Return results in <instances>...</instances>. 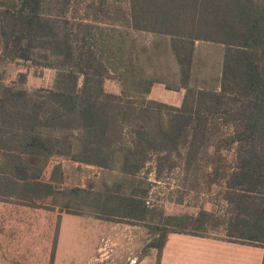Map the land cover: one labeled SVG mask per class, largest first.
<instances>
[{
    "label": "trees",
    "instance_id": "16d2710c",
    "mask_svg": "<svg viewBox=\"0 0 264 264\" xmlns=\"http://www.w3.org/2000/svg\"><path fill=\"white\" fill-rule=\"evenodd\" d=\"M101 7L86 5L76 22L74 12L52 13L48 0H0V66L29 63L56 71L52 89L33 91L23 88L25 74L11 83L0 76V195L71 212L68 203L41 204L46 197L91 195L60 191L45 181L52 157L114 168L121 154V171L137 173L142 144L196 150L206 142L210 123L221 120L234 130L214 144L209 183L219 176L224 147L239 148L235 168L225 176L232 206L225 240L264 248V0H129L128 27L154 36L145 58L134 51L126 55L117 40H93L91 13L97 19ZM197 41L225 47L221 71L211 81L198 71ZM107 78L119 82L120 95L105 90ZM155 84L184 90L181 106L148 99ZM95 195L94 203L80 206L94 208ZM129 202L124 214L145 220L140 202ZM212 218L201 208L148 225L159 235L161 252L168 233L204 237Z\"/></svg>",
    "mask_w": 264,
    "mask_h": 264
},
{
    "label": "rangeland",
    "instance_id": "374dc122",
    "mask_svg": "<svg viewBox=\"0 0 264 264\" xmlns=\"http://www.w3.org/2000/svg\"><path fill=\"white\" fill-rule=\"evenodd\" d=\"M48 1L52 13L58 12L57 10H67V16H71V12H74L76 22L84 17L86 5L93 4L94 7L102 5L101 11L104 13L100 11L97 19H93L94 11L91 13L90 19L94 20L92 38L98 43L101 39L107 38L117 40L123 45V52L126 55L134 51L145 58L147 53L145 47L153 43L154 36L151 33L135 31L128 27L129 0ZM224 50L225 47L221 44L196 42V62L202 76L210 78L211 81L212 77L221 71ZM32 68L29 63L1 65L0 76L6 78L8 82H18L19 75L27 71V76L32 74L27 83L30 86L39 83L45 89L53 87L55 70L42 71L40 68L34 70ZM19 70L24 73H19ZM38 72L43 74L38 75ZM206 85L210 88L211 82ZM104 88L112 94L120 93V84L113 78L104 81ZM183 93L184 90L169 91L164 85L157 84L149 97L178 106ZM214 120L209 125L206 142L199 145L196 150L185 147L179 151L168 152L150 149L142 144V151L146 155L143 156L138 152L136 154L137 161H143L145 166L138 174L121 171V154L112 166L116 171L106 172L85 165L70 166L67 175L73 172L79 178L70 180L71 184H79L82 180L80 184L86 188L98 187L101 183L102 188L108 182L109 187L102 189L103 192L79 195L81 203L86 204L89 201L91 204L94 203V194H96L95 198L97 197L98 202L93 207L103 212V215H96V212L93 213L94 208L81 207L78 204H71L69 208L71 212H68L64 208V210L31 208L0 199V226L8 223V230L4 231L0 227V264H71L73 262L137 264L140 260H144L145 264H157L159 237L154 235L148 224L163 225L171 222L170 218L196 215L201 208L211 212L213 216L209 229L201 238L228 239L225 222L231 216L232 206L227 200L231 190L228 189L225 176L230 175L234 170L233 164L239 148L237 145L224 147L221 153L219 176L213 183H209L208 175L213 171L214 144L219 138L231 134L234 130L230 123ZM125 134H128V131ZM124 140L126 146L131 148V138L124 135ZM117 183H121L119 190L115 187ZM135 195H139L140 200L133 199ZM130 200L140 202L145 210L143 213L145 220L130 219L128 218L130 215L124 214ZM86 211H90L98 220L93 219L94 217L88 218L89 214ZM27 214L34 218L31 222L34 225L33 231L28 233L25 230L14 229L15 236H12V231L8 227L9 219ZM38 214L50 216L45 220V217ZM20 222L24 224L25 221ZM50 224L55 233L51 238L48 230ZM61 228L64 231L58 243ZM259 247L255 248L258 255H261L263 250ZM210 255L212 258L208 260L211 264H226L220 261V254L217 251ZM242 256L247 258L248 264L250 262L254 264L257 258L255 252L246 248L242 250ZM261 260L262 257L260 262ZM227 264L231 263L227 262Z\"/></svg>",
    "mask_w": 264,
    "mask_h": 264
},
{
    "label": "crops",
    "instance_id": "0c3cea01",
    "mask_svg": "<svg viewBox=\"0 0 264 264\" xmlns=\"http://www.w3.org/2000/svg\"><path fill=\"white\" fill-rule=\"evenodd\" d=\"M9 64L13 65V64H20V63H9ZM34 68H37V67H33L32 70H34ZM48 69L49 68H40V70H42V71H47ZM49 70H51V69H49ZM19 73H24V72L19 70ZM27 73L28 72L26 71L25 75ZM42 74L43 73L38 72V75H42ZM30 75H32V74L30 73L28 76L26 75V83L23 85V88H25L29 91H33V90H37V89H45L44 87H41V85L39 83H36V85H34V86H30L29 84H27ZM4 79L7 83L15 82V81L8 82L6 78H4ZM54 80H55V76H54ZM53 85H54V82H53ZM156 85L157 84H155L153 86V88ZM162 85H164V84H162ZM52 88L53 87H51L50 89H52ZM153 88H152V90H153ZM46 89H48V88H46ZM152 90H151V92H152ZM169 91H173V90H169ZM151 92H150V94H151ZM175 92H177V91H175ZM120 94H121V87H120V93L118 95H120ZM184 94H185V91L183 93L180 104L178 106L177 105H173V106H176V107L181 106V104L183 102ZM149 95H148V99L160 101V100L150 98ZM160 102H163V101H160ZM163 103H165V102H163ZM166 104H169V103H166ZM169 105H172V104H169ZM142 155L145 156L146 154L144 152H142ZM56 164L60 165L59 170L54 169ZM73 165H75V167H77V165L78 166L79 165H85V166L97 168L99 170L106 171V172L107 171H116L115 168H113V170H108L109 168L98 167L95 165H90V164L72 161V160L67 159L65 157L54 156V157H52L51 163L49 164V166L45 170V181L54 184L57 187V190H60V191H66V190L70 191L73 189H78V190L82 189V190H87L92 194L94 192L95 193L103 192L102 189H108V187H109V185L107 184L108 182L105 183L104 186H102V188H101L102 183L98 187L88 186L86 188L85 186L80 184V183H82V180L80 181L79 184H77V183L71 184L69 182L70 180L79 179L78 175L74 174L73 172H71L69 174V176L67 175V171H68L69 167L73 166ZM144 166H145L144 164L140 165V168L137 171V174L140 170H142L144 168ZM68 183H70V185ZM115 187L117 188V190H119V188L121 187V183H117L115 185ZM62 198H64V197H62V195L57 196V198L46 197L41 202V204L43 206H51L52 207L51 204L53 203V200H54L55 204H57V205H61V204H65V203L72 204V205H76V204L81 205L80 197L76 198V196H69V197L65 196L66 199H64V200H62ZM0 199H1V201H4V202L5 201H7V202L11 201L14 204L27 206L26 203L23 202L21 199H19L16 194H10V197H8V198H6L3 195H0ZM133 199L138 200V199H140V197H139V195H135ZM27 207H29V206H27ZM31 208H38V207H31ZM42 208L49 209L46 207H42ZM51 209L62 210V207L55 206ZM86 212H88V214H89L87 216L88 218L94 217L93 219L98 220V218H96L94 216V214H92L90 211H86ZM38 215L41 217H45V220H47V218H49V216H50L48 214H38ZM15 217L16 218L9 219L10 225L8 227H10L9 230L12 231V233H11L12 236H15L14 229L25 230V232L28 231V233H31L33 231L34 225L31 222L34 220V218L32 215H29V214H27L25 216H19L18 215ZM22 217H24V218H22ZM23 220L25 221L24 224L20 222ZM7 224L8 223L2 224L0 226V227H2L1 229H3L4 231L8 230ZM22 226H24L25 228H23ZM48 230H49V235L51 238V236L52 235L54 236V234H55V233H53L54 229L51 228V224L49 225ZM63 231H64L63 228H61L59 231L58 243H60V239H61V236L63 234ZM154 235L159 237L158 234H154ZM58 247H59V244H58ZM245 248L256 253L257 258H255L254 264L263 263L264 248H262V247H259V248H261L263 250V252L261 255H258V252H256L257 250H256L255 246H251V245L229 242V241H226L225 239H217V238L216 239H209V238H201V237H197V236L195 237L193 235H187V234L168 233L166 235L162 251L159 252V247L157 249L156 259L158 262V258H159V264H211V262L209 260L212 258V256L210 254H213L214 252L217 251L220 254V261L221 262H226V264H227V262H229L231 264H248L247 258H244L242 256V250ZM57 251L59 252V250H57ZM261 257H262V260L260 262ZM156 259H155V261H156ZM244 260H246V262ZM251 263L252 262H250L249 264H251ZM71 264H82V263L73 262ZM85 264H88V263H85ZM103 264H116V263H103ZM137 264H145V261L140 260L137 262Z\"/></svg>",
    "mask_w": 264,
    "mask_h": 264
}]
</instances>
